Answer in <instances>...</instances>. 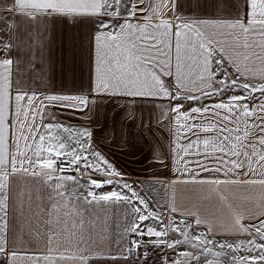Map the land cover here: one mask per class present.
I'll use <instances>...</instances> for the list:
<instances>
[{
	"label": "snow or ice",
	"instance_id": "snow-or-ice-1",
	"mask_svg": "<svg viewBox=\"0 0 264 264\" xmlns=\"http://www.w3.org/2000/svg\"><path fill=\"white\" fill-rule=\"evenodd\" d=\"M13 8L33 18L41 14L94 28L96 66L87 94L41 99L35 92L14 89L8 75L12 60L0 61V264H88L92 252L81 249L86 222L70 202L74 193L67 192L68 182L79 185L83 176L88 177V184L81 186L87 188L82 197L87 204L124 202L132 207L134 218L126 231L155 237L157 246L166 243L168 248L189 242L184 232V241L167 243L161 237L169 226L157 231L145 224L163 222L148 210L124 173L93 148L92 131L61 124L55 113L45 111L49 107L91 111L89 105L106 97L127 111L136 103L166 100L161 117L175 123V148L170 151L181 175L192 183L264 187V68L255 69L256 61L264 64V0H196V8L205 13L225 12L213 19L186 12L183 0H13ZM186 68L194 76L192 87L185 83ZM166 76L172 83L165 82ZM208 100L212 102L204 103ZM181 138L188 142L181 144ZM205 172L226 179H197ZM21 181L50 189L49 203L43 206L44 231L36 228L35 235L18 227L25 205L29 210L32 205ZM106 186L114 190L95 191ZM195 223L202 221L197 218ZM180 225L187 227L181 220L170 230L179 232ZM231 227L246 234L247 241L218 246L249 253L233 257L235 264H264V212L234 213ZM59 236L67 241L59 242ZM35 237H43V248L26 243ZM192 239L198 245L211 243L201 236ZM140 247L132 241L127 251Z\"/></svg>",
	"mask_w": 264,
	"mask_h": 264
},
{
	"label": "crops",
	"instance_id": "crops-1",
	"mask_svg": "<svg viewBox=\"0 0 264 264\" xmlns=\"http://www.w3.org/2000/svg\"><path fill=\"white\" fill-rule=\"evenodd\" d=\"M183 4L185 11H190L193 16L208 19L225 16L222 9L203 12L196 8V0H183ZM94 35L95 29L88 24L71 20L65 22L41 14L33 18L14 9L13 0H0V61L12 60L8 75L14 89L19 87L35 92L41 99L52 94H79L81 91L87 94L96 66ZM261 68H264V64L256 61L255 69L259 71ZM164 79L166 83H172V78L166 76ZM184 79L189 87L194 86V76L187 68L184 70ZM211 102L208 100L204 103ZM167 104L166 100L144 101L131 105L126 111L124 107L110 103L105 97L99 98L96 104L89 105L91 111L86 109L84 112L71 113L56 107H49L45 111L55 113L61 124L73 130L87 128L92 131L93 148L124 173L125 180L163 225L152 220L144 223L157 231H165V226H169L167 235L161 237L162 240L167 243L184 241L181 236L178 238L177 233L197 235L198 232H203L207 238L223 240L224 243L246 242L249 238L246 234L233 231L232 217L234 213L248 216L264 212V187L192 183L189 176L181 175L174 163V153L170 151L175 148V123H169L168 119L161 117V110L166 109ZM48 122L46 118L45 123ZM180 142L186 144L188 141L181 138ZM185 159L195 157L187 156ZM211 176L226 179L220 174L207 172L197 179ZM87 184L88 177L79 178V185L68 182L67 192L74 193L70 202L80 209L86 222L81 249L86 248L92 252L88 264H173L177 260L182 264H235L226 258L200 259V253L188 248L187 244L198 243L192 237L188 238V243L168 248L166 243L157 246L154 243L155 237L149 239L126 231L134 218L132 207L124 202L87 204L82 199L87 188L81 187ZM21 186L31 195L32 205L31 210L25 205V213L20 218L18 227L24 233L32 231L33 235L36 228L43 232V206L49 203L47 192L50 189L40 182L31 181H21ZM112 190L114 189L106 186L95 191L106 193ZM76 196L80 199H76ZM173 207L178 211L173 212ZM186 218L192 219L196 230L191 231V228L183 225H180L179 232L173 233L170 230ZM197 218L202 223L196 224ZM243 222L249 223L247 220ZM133 237H141L148 243L140 262L133 260L132 252L127 251ZM58 241L65 243L67 236H59ZM27 242L33 248L44 246L43 237H35ZM75 243L76 238H73V244ZM168 251L189 253L190 256L182 255L176 260L168 261L165 258ZM225 252L232 258L244 256L242 252H234L229 248H225ZM113 256L117 259H112Z\"/></svg>",
	"mask_w": 264,
	"mask_h": 264
},
{
	"label": "rangeland",
	"instance_id": "rangeland-1",
	"mask_svg": "<svg viewBox=\"0 0 264 264\" xmlns=\"http://www.w3.org/2000/svg\"><path fill=\"white\" fill-rule=\"evenodd\" d=\"M182 233L184 232H181V233H177L178 235V238H180V236L184 239V236L182 235ZM188 234V238L190 237H193V236H201L202 238L208 240V241H211V243H206V244H199L198 243H193V244H187L188 245V248H192L194 249L195 251H197L198 253H200V259H205V258H209V257H218V258H226L227 260L229 261H234L233 258L230 256V254L226 253L225 252V248H220L218 245L220 243H224L225 241H219V240H212V239H209L207 238V235L204 234L203 232H198L197 235H191L189 233ZM193 245H198L197 247H193ZM242 252L244 256H247L249 255L248 252L246 251H240ZM219 254V255H217Z\"/></svg>",
	"mask_w": 264,
	"mask_h": 264
},
{
	"label": "built area",
	"instance_id": "built-area-1",
	"mask_svg": "<svg viewBox=\"0 0 264 264\" xmlns=\"http://www.w3.org/2000/svg\"><path fill=\"white\" fill-rule=\"evenodd\" d=\"M68 174L75 175V173H65V175H68ZM93 176H95V175H93ZM83 177H87V176H83ZM184 221H185V224L189 228L192 229L191 231L197 229V227L194 225L191 218H186ZM132 241H138L142 245V247H140V248H133V251H132L133 260H135L136 262H140L143 258L144 249L148 243L144 239H142L141 237H133L131 242ZM181 256H182V254L180 252L168 251V252H166L165 258L168 261H172V260H176V259L180 258Z\"/></svg>",
	"mask_w": 264,
	"mask_h": 264
}]
</instances>
